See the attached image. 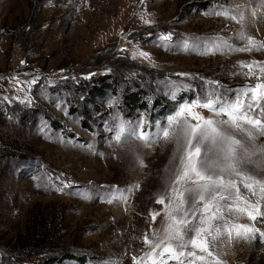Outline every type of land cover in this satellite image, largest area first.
I'll list each match as a JSON object with an SVG mask.
<instances>
[{"label": "rangeland", "instance_id": "374dc122", "mask_svg": "<svg viewBox=\"0 0 264 264\" xmlns=\"http://www.w3.org/2000/svg\"><path fill=\"white\" fill-rule=\"evenodd\" d=\"M238 5H245V34L264 43L262 0H0V264H134V256L135 264H177L144 242L166 223L165 205L155 200L175 144L161 137L121 147L109 125L162 120L155 114L184 93L234 95L264 83V49L230 51L225 42L246 44L237 37L241 23L213 14ZM241 62H258L254 74L243 75ZM106 82L115 83V97H93ZM137 91L158 104L131 109L123 96ZM255 142L264 145V136ZM248 171L264 177L255 165ZM136 184L124 191L126 201L106 202L109 190L119 196L117 188ZM254 188L257 196L241 189L251 202L259 199ZM236 223L264 232V217ZM258 233L226 243L217 259L264 264Z\"/></svg>", "mask_w": 264, "mask_h": 264}, {"label": "snow or ice", "instance_id": "6c2138e0", "mask_svg": "<svg viewBox=\"0 0 264 264\" xmlns=\"http://www.w3.org/2000/svg\"><path fill=\"white\" fill-rule=\"evenodd\" d=\"M261 6L264 7V0ZM244 9L245 5H238L236 9L219 6L214 10L216 16L238 20L242 30L237 37L246 41L242 47H234L227 42L224 46L230 51L241 52L264 49V43L245 34L248 18ZM233 11L236 14L230 15ZM252 14L255 15V11ZM145 23L149 21L145 20ZM210 46L212 49L220 47L214 41ZM140 55L146 56L147 53L141 52ZM255 63L258 62H241V68H248V72L242 74L253 75ZM259 72L264 75V66L259 68ZM257 79L261 77L257 76ZM171 94L174 95L175 91L172 90ZM193 109L208 110L212 117H203ZM109 130L113 133L112 142L121 147L132 140L151 145L161 137L175 144L170 178L164 192L157 194L155 200L156 204L165 205L166 223L156 230L154 241L144 237L145 244L151 245L153 253L163 247L160 255L170 253V259L177 264H185V261L187 264H222L217 256L226 243L241 237L251 239L258 233L256 228L236 221L247 217L257 222L264 217L261 210L264 177L248 171V165L264 169V145L255 142L257 137L264 136V83L246 85L234 95H225L218 88H213L179 103L162 120L146 123L141 119L133 123L117 118L109 125ZM133 153L138 165L143 166V160L135 150ZM236 178H239V183ZM254 186L259 187V199L251 202L241 189L251 190L252 195L257 196ZM138 187L136 184L128 189L117 188L116 191L121 193L119 196L109 190L112 198L106 202L126 201L124 191L130 192ZM157 215L152 214L153 221ZM258 235L264 238V232ZM136 259L134 256V264ZM162 264H167V261Z\"/></svg>", "mask_w": 264, "mask_h": 264}, {"label": "trees", "instance_id": "16d2710c", "mask_svg": "<svg viewBox=\"0 0 264 264\" xmlns=\"http://www.w3.org/2000/svg\"><path fill=\"white\" fill-rule=\"evenodd\" d=\"M102 88H96L94 89L95 92H93V97H103V93L105 92V94H111L113 97H115V91L117 89L115 83H111V82H106L103 84V86H101ZM115 92V93H114ZM143 92V91H142ZM106 94V95H107ZM141 92L137 91L135 94H132V95H135V96H126V97H129V101L126 99L125 96H123V99H125V103H128L129 107L131 109H134V108H137V109H140L142 111L146 110L147 108L149 109V106H148V102H150L153 107L154 104H158L157 103V99L156 98H144V97H141ZM100 95V96H99ZM125 95V94H124ZM182 95V94H181ZM179 95L178 97H176V99H174V101H170L168 103H166V105L164 106V109L163 111H159L157 112V114H155V117H166L168 114L172 113L175 106L178 105L179 102H182V101H187V100H191L194 96H189L187 93H184V95ZM164 100L166 101V99L164 98ZM159 102V101H158ZM160 102H162V99L160 100ZM149 120L151 121V116L149 118ZM78 259L79 261H81V259L79 258H76Z\"/></svg>", "mask_w": 264, "mask_h": 264}]
</instances>
